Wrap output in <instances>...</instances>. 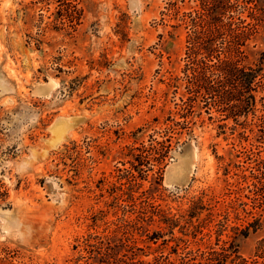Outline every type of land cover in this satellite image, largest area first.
Returning <instances> with one entry per match:
<instances>
[{"label": "rangeland", "instance_id": "1", "mask_svg": "<svg viewBox=\"0 0 264 264\" xmlns=\"http://www.w3.org/2000/svg\"><path fill=\"white\" fill-rule=\"evenodd\" d=\"M242 1L224 18L254 15L253 65L264 0ZM202 2L0 0V264H97L101 242L264 264L262 94L235 117L189 89ZM181 159L192 172L166 181Z\"/></svg>", "mask_w": 264, "mask_h": 264}, {"label": "trees", "instance_id": "2", "mask_svg": "<svg viewBox=\"0 0 264 264\" xmlns=\"http://www.w3.org/2000/svg\"><path fill=\"white\" fill-rule=\"evenodd\" d=\"M239 1L203 0V13H199L191 23L188 54L192 68L189 69L188 85L194 94L208 98L209 106L222 108L235 117H246L254 111L257 93L262 94L259 102L264 108V53L256 64L244 65L242 62L244 51L241 48L256 34L257 25L251 12L249 17L253 23L246 26H242V22L235 23L231 15L224 18L227 12L236 10ZM254 1L243 0V7ZM209 58H215L214 65H205L204 61ZM232 101H238V105H230ZM256 120L264 142V113ZM94 252L97 264H174L162 258L153 262L142 261L137 258L134 247L121 242L113 245L101 242ZM225 253L212 251L203 256L202 261L191 260L183 264H227L229 257Z\"/></svg>", "mask_w": 264, "mask_h": 264}, {"label": "bare ground", "instance_id": "3", "mask_svg": "<svg viewBox=\"0 0 264 264\" xmlns=\"http://www.w3.org/2000/svg\"><path fill=\"white\" fill-rule=\"evenodd\" d=\"M190 172L192 171L191 167H189L188 162L185 159H181L177 163L171 165L170 168H168L166 173V181L169 182L174 180H184Z\"/></svg>", "mask_w": 264, "mask_h": 264}]
</instances>
